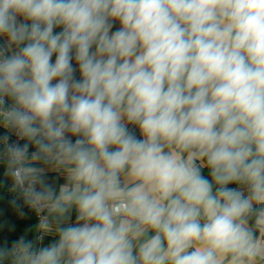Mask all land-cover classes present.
Wrapping results in <instances>:
<instances>
[{
  "label": "clouds",
  "instance_id": "9594fccd",
  "mask_svg": "<svg viewBox=\"0 0 264 264\" xmlns=\"http://www.w3.org/2000/svg\"><path fill=\"white\" fill-rule=\"evenodd\" d=\"M0 129V264H264V0H0Z\"/></svg>",
  "mask_w": 264,
  "mask_h": 264
},
{
  "label": "trees",
  "instance_id": "16d2710c",
  "mask_svg": "<svg viewBox=\"0 0 264 264\" xmlns=\"http://www.w3.org/2000/svg\"><path fill=\"white\" fill-rule=\"evenodd\" d=\"M0 132H3L2 129H0ZM205 175H207L206 170H205ZM0 183L5 184L4 187L0 188V192H7L6 181L3 176L2 169H0ZM10 211H12V209H10L7 203V197L5 199H0V225H4V227L0 228V243H3V241L5 240L9 241L10 243L11 240L16 239L19 235L14 230L9 231V227L6 222H7Z\"/></svg>",
  "mask_w": 264,
  "mask_h": 264
},
{
  "label": "crops",
  "instance_id": "0c3cea01",
  "mask_svg": "<svg viewBox=\"0 0 264 264\" xmlns=\"http://www.w3.org/2000/svg\"><path fill=\"white\" fill-rule=\"evenodd\" d=\"M57 30H59V29H57ZM137 135H139L138 132H137ZM58 182L62 183L63 182V178H60V180ZM23 219H24V223H19L17 214L12 210L9 213V216H8V219H7V224L14 226V231L20 235L24 231H26V229H28L32 225V223L34 222V217L31 216L30 212ZM49 240H50V238H46L45 243H48Z\"/></svg>",
  "mask_w": 264,
  "mask_h": 264
},
{
  "label": "rangeland",
  "instance_id": "374dc122",
  "mask_svg": "<svg viewBox=\"0 0 264 264\" xmlns=\"http://www.w3.org/2000/svg\"><path fill=\"white\" fill-rule=\"evenodd\" d=\"M118 27H119V24L116 23L115 26H114V28H113V31H114L116 28H118Z\"/></svg>",
  "mask_w": 264,
  "mask_h": 264
},
{
  "label": "built area",
  "instance_id": "2783aa9c",
  "mask_svg": "<svg viewBox=\"0 0 264 264\" xmlns=\"http://www.w3.org/2000/svg\"><path fill=\"white\" fill-rule=\"evenodd\" d=\"M13 139H15V137H13Z\"/></svg>",
  "mask_w": 264,
  "mask_h": 264
}]
</instances>
